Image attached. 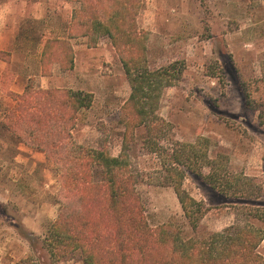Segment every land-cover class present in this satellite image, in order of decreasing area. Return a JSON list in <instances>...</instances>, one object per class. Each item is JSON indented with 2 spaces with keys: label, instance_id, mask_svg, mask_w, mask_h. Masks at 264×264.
<instances>
[{
  "label": "rangeland",
  "instance_id": "374dc122",
  "mask_svg": "<svg viewBox=\"0 0 264 264\" xmlns=\"http://www.w3.org/2000/svg\"><path fill=\"white\" fill-rule=\"evenodd\" d=\"M77 7L76 0H0V116L14 106L7 94H23L28 87L93 94L92 107L73 131L74 142L107 146L118 156L131 88L110 39L96 47L86 38L72 39L74 67L54 64L43 74L46 40L68 37ZM138 26L147 33L151 68L179 62L183 70L160 102L171 136L183 143L209 139L211 158L225 157L233 174L254 179L252 185L264 190V0H144ZM150 146L146 141L130 148L135 166L149 174L139 184L149 222L178 220L191 236L174 189L159 182ZM184 188L208 209L199 231L220 232L248 220L249 200L241 195L219 196L191 176ZM58 191L57 172L46 155L0 126V264H22L29 256L30 264H83L78 258L50 261L28 241V234L43 239L56 220ZM257 201L264 203V191ZM253 223L264 231L263 223ZM259 251L264 254V241Z\"/></svg>",
  "mask_w": 264,
  "mask_h": 264
},
{
  "label": "trees",
  "instance_id": "16d2710c",
  "mask_svg": "<svg viewBox=\"0 0 264 264\" xmlns=\"http://www.w3.org/2000/svg\"><path fill=\"white\" fill-rule=\"evenodd\" d=\"M76 2L68 37L48 38L42 48L43 74L48 76L54 64L63 70L74 67L72 39L86 38L89 47H96L102 38H109L131 88L122 109V151L114 156L107 146L91 148L74 142L73 131L83 111L92 107L93 94L41 87L7 94L14 106L1 114L0 126L43 152L54 164L59 184L57 218L43 239L27 235L31 246L39 245L55 262L78 258L83 264H264L259 251L264 231L253 223L264 224V203H257L263 187L233 174L225 157L211 158L209 139L176 140L159 114L164 91L181 80L183 70L179 62L149 66L147 33L138 26L144 0ZM146 141L152 144L147 154L158 161L159 182L174 189L183 220L194 232L191 236L178 220L156 226L149 222L139 191L149 174L135 166L130 153L133 145ZM188 176L219 196L234 194L249 200L248 220L220 232L199 231L208 209L184 188ZM30 257L22 264L33 262Z\"/></svg>",
  "mask_w": 264,
  "mask_h": 264
}]
</instances>
